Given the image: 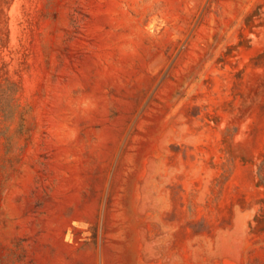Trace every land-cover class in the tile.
Here are the masks:
<instances>
[{
	"label": "rangeland",
	"instance_id": "rangeland-1",
	"mask_svg": "<svg viewBox=\"0 0 264 264\" xmlns=\"http://www.w3.org/2000/svg\"><path fill=\"white\" fill-rule=\"evenodd\" d=\"M0 264H264V0H0Z\"/></svg>",
	"mask_w": 264,
	"mask_h": 264
}]
</instances>
